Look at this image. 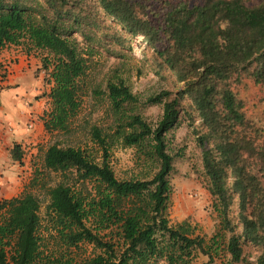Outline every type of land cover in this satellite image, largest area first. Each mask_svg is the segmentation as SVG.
<instances>
[{
	"label": "trees",
	"instance_id": "obj_1",
	"mask_svg": "<svg viewBox=\"0 0 264 264\" xmlns=\"http://www.w3.org/2000/svg\"><path fill=\"white\" fill-rule=\"evenodd\" d=\"M136 36L151 71L167 74L174 90L141 101L116 71L104 90L91 84L94 57H125ZM9 45L40 55L52 84L43 116L52 141L27 188L0 202V264H76L69 251L81 245L92 248L82 264H242L249 249L264 264V136L235 91L243 78L264 88V2L0 0V50ZM85 98L102 102V115L72 143ZM154 106L161 116L152 124L144 111ZM183 119L219 219L210 238L169 217L178 157L170 135ZM116 147L132 150L137 175L117 179ZM11 157L21 159L18 146Z\"/></svg>",
	"mask_w": 264,
	"mask_h": 264
},
{
	"label": "rangeland",
	"instance_id": "obj_2",
	"mask_svg": "<svg viewBox=\"0 0 264 264\" xmlns=\"http://www.w3.org/2000/svg\"><path fill=\"white\" fill-rule=\"evenodd\" d=\"M262 2L264 0H246L248 5ZM137 37L139 36H136L130 44V52H123L125 57L107 56L103 52L94 57L92 72L89 75L93 86L104 90L107 79L116 71L141 101L160 91L175 89L174 83L167 78V74L165 78H160L151 71L150 51L144 47L143 39L139 41ZM235 91L243 103L248 124L264 136V88L254 84L251 79L243 78L239 84L235 85ZM102 111V102L98 104L92 98H85L83 107L70 128V141L72 143L84 142L85 122L90 118L92 121L98 120ZM144 116L148 122L154 124L161 116V108L157 106L146 108ZM170 139L172 154H178L174 160V171L170 176L173 191L169 209L170 221L176 224L188 220L195 228L196 234L210 238L218 230L219 219L212 210V199L205 189L207 180L203 172L201 151L184 119L172 132ZM51 141L50 136L49 143ZM36 164V168L41 169V163L37 161ZM110 165L119 180L134 177L138 172L130 149L114 148L111 152ZM56 180H58L57 176L51 175L52 183ZM40 199L42 201L40 215L43 217L46 199L43 195H40ZM231 216L233 222L236 223V205L232 207ZM69 252L76 264H82L91 255L92 248L81 245L79 249H72ZM246 255H248L246 261L242 264H254L257 253L249 249ZM224 259H218L214 264H225Z\"/></svg>",
	"mask_w": 264,
	"mask_h": 264
},
{
	"label": "crops",
	"instance_id": "obj_3",
	"mask_svg": "<svg viewBox=\"0 0 264 264\" xmlns=\"http://www.w3.org/2000/svg\"><path fill=\"white\" fill-rule=\"evenodd\" d=\"M51 87L38 53L14 45L0 50V202L20 195L41 163L50 139L43 116ZM15 145L20 160L11 157Z\"/></svg>",
	"mask_w": 264,
	"mask_h": 264
},
{
	"label": "built area",
	"instance_id": "obj_4",
	"mask_svg": "<svg viewBox=\"0 0 264 264\" xmlns=\"http://www.w3.org/2000/svg\"><path fill=\"white\" fill-rule=\"evenodd\" d=\"M137 38H139V41L142 40V37H141V36H139V37H137Z\"/></svg>",
	"mask_w": 264,
	"mask_h": 264
}]
</instances>
